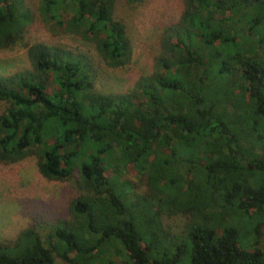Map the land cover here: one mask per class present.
<instances>
[{"label": "trees", "instance_id": "trees-1", "mask_svg": "<svg viewBox=\"0 0 264 264\" xmlns=\"http://www.w3.org/2000/svg\"><path fill=\"white\" fill-rule=\"evenodd\" d=\"M115 1L42 0L38 13L122 69L132 47ZM183 2L151 72L128 92L103 94L88 56L29 44L35 14L25 0H0V51L25 49L30 62L0 74V163L34 155L47 181L76 168L86 192L48 247L23 229L0 243V264H117L122 251L128 264H179L189 247V264H264V0ZM121 166L147 178L151 194L132 202L140 219ZM161 214L187 216L185 233L165 231ZM239 226L254 232L253 245H239Z\"/></svg>", "mask_w": 264, "mask_h": 264}, {"label": "rangeland", "instance_id": "rangeland-1", "mask_svg": "<svg viewBox=\"0 0 264 264\" xmlns=\"http://www.w3.org/2000/svg\"><path fill=\"white\" fill-rule=\"evenodd\" d=\"M25 1L36 17L27 37L29 44L60 45L88 56L97 70L95 88L103 94L128 92L139 77L151 72L154 58L161 51L160 40L163 32L179 19L184 8L183 0H137L132 4L126 0H116L112 16L123 24L131 43L132 54L125 68L111 69L101 60L91 41L83 39L66 25L58 26L54 22L43 21L38 13L42 0ZM28 68L30 62L27 50L0 51V74L10 75ZM5 108L4 104L0 105V114ZM36 161L34 155H29L14 164L0 163L1 244H9L23 229L33 228L48 247L50 240L53 242L51 235L55 223L69 220L70 203L86 194L76 168L67 180L47 181L39 174ZM118 171L119 182L127 183L122 186L128 193L127 206L130 212L139 218L138 215L142 214V211L132 202L136 196L151 194L147 178L145 175H138L130 166H121ZM108 174L112 175L110 169ZM188 221L184 214H161L163 228L173 235L184 234ZM249 228L237 227L241 247L253 245L255 241V234L249 233ZM260 232L258 247L264 249V226ZM185 237L186 235L183 236ZM112 258L117 264H128L123 251L112 255ZM189 261L190 247L179 264H189ZM55 264L67 263L55 256Z\"/></svg>", "mask_w": 264, "mask_h": 264}]
</instances>
